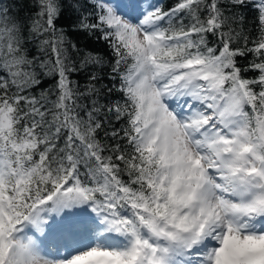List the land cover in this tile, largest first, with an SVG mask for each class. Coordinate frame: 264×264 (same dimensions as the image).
Wrapping results in <instances>:
<instances>
[{
  "label": "snow or ice",
  "instance_id": "obj_1",
  "mask_svg": "<svg viewBox=\"0 0 264 264\" xmlns=\"http://www.w3.org/2000/svg\"><path fill=\"white\" fill-rule=\"evenodd\" d=\"M0 264H264V0H0Z\"/></svg>",
  "mask_w": 264,
  "mask_h": 264
},
{
  "label": "trees",
  "instance_id": "obj_2",
  "mask_svg": "<svg viewBox=\"0 0 264 264\" xmlns=\"http://www.w3.org/2000/svg\"><path fill=\"white\" fill-rule=\"evenodd\" d=\"M168 0H160V3L164 6H166ZM70 39L73 41V42H76L78 43L80 46H87L88 50H91V51H98V52H101V53H104L105 52V46L102 42L100 43H97L95 41H89L88 39L84 38L82 35H72L70 37Z\"/></svg>",
  "mask_w": 264,
  "mask_h": 264
}]
</instances>
